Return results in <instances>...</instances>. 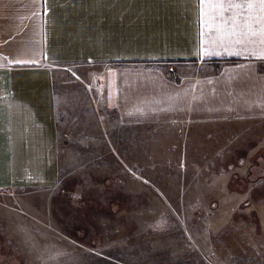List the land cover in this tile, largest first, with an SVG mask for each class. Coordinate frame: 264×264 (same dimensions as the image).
<instances>
[{
  "label": "rangeland",
  "instance_id": "374dc122",
  "mask_svg": "<svg viewBox=\"0 0 264 264\" xmlns=\"http://www.w3.org/2000/svg\"><path fill=\"white\" fill-rule=\"evenodd\" d=\"M94 73H53L57 184L0 189V264H264V117L122 123Z\"/></svg>",
  "mask_w": 264,
  "mask_h": 264
},
{
  "label": "crops",
  "instance_id": "0c3cea01",
  "mask_svg": "<svg viewBox=\"0 0 264 264\" xmlns=\"http://www.w3.org/2000/svg\"><path fill=\"white\" fill-rule=\"evenodd\" d=\"M201 8L199 0H0V189L24 200L57 184L53 73L65 65L93 66L90 94L122 123L264 117L260 26L245 35V9L203 6L202 16Z\"/></svg>",
  "mask_w": 264,
  "mask_h": 264
},
{
  "label": "snow or ice",
  "instance_id": "6c2138e0",
  "mask_svg": "<svg viewBox=\"0 0 264 264\" xmlns=\"http://www.w3.org/2000/svg\"><path fill=\"white\" fill-rule=\"evenodd\" d=\"M199 3L202 5V16L208 15V13L204 12L203 6H207L212 11L216 9H245L249 13V16L245 19L244 27L246 28V33L244 34L256 35L253 25H259L261 34H264V0H241V2H234V0H199ZM238 19L239 14L233 16L231 21L233 29L239 27L237 23ZM17 63L24 62L17 61Z\"/></svg>",
  "mask_w": 264,
  "mask_h": 264
}]
</instances>
